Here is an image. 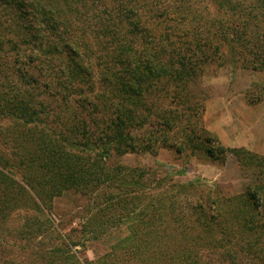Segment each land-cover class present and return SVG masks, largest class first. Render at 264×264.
<instances>
[{
	"label": "trees",
	"instance_id": "obj_1",
	"mask_svg": "<svg viewBox=\"0 0 264 264\" xmlns=\"http://www.w3.org/2000/svg\"><path fill=\"white\" fill-rule=\"evenodd\" d=\"M217 5L236 10L231 0H218ZM170 6L168 0H0V67L4 62L9 65L30 90L11 91V98L0 93V111L25 127L33 126L20 137L31 134L36 143L32 157L39 159V153L46 157L41 168L44 183L35 175L31 185L48 187L36 190L45 207L65 194L101 199V206L96 205V213L84 223L87 234H78V241L55 234L44 254L34 252L33 264L264 260V157L243 148H225L191 121L199 119L195 115L207 98L201 83L203 67L213 63L247 67V60H240L246 55L256 61V70L264 71V34L254 35L250 15L242 18L243 28L232 21L223 26L221 18H195L182 6L173 11ZM170 17L176 20L173 33L156 34L158 25ZM151 20L153 27L148 25ZM64 34L70 35L68 41ZM235 39L242 44L236 46ZM39 62L50 68L44 94L59 109L62 105L61 116L55 106L48 109L33 94L41 84L27 68L37 70ZM44 115L54 116L59 131L37 132L38 124H47ZM156 146L200 153L220 165L229 153L242 172L257 174L258 182L231 198L203 178L175 183V189L164 192L143 183L146 171L109 164L112 157L129 153L154 154ZM166 177L174 181L170 173ZM11 186L0 172V216L7 217L25 191L16 185L10 192ZM201 190L203 196H193ZM10 194L12 203L7 202ZM31 201L33 210L41 213ZM121 225L129 234L93 262H81L73 249L83 251V242L99 241L110 235L105 230ZM29 229L24 224L20 232L26 234L16 235L34 241L43 230L37 223Z\"/></svg>",
	"mask_w": 264,
	"mask_h": 264
},
{
	"label": "rangeland",
	"instance_id": "obj_2",
	"mask_svg": "<svg viewBox=\"0 0 264 264\" xmlns=\"http://www.w3.org/2000/svg\"><path fill=\"white\" fill-rule=\"evenodd\" d=\"M147 1L142 0V2ZM168 2L170 5L172 4L170 6L171 11L182 6L195 18H221L223 26L228 23L232 24V22L233 25L235 22H240L239 25L243 28L245 21L242 18L250 15V26H253L254 35L262 36L264 34V0H231L232 7L236 8L235 11L231 12L225 8H219L218 0H168ZM143 13L146 16L149 15L146 10H143ZM238 13L241 14V18L237 17ZM171 19L172 17L158 25L155 33L160 34L164 31L165 33H173L176 20ZM148 25L153 27L154 20L148 22ZM63 36L68 41L70 35L64 34ZM171 41L175 42L173 36ZM233 43L237 44L236 46L242 44L241 40L237 39ZM237 49L239 50V48ZM241 56H243L240 59L242 63H244L243 59L247 60V67L241 68L228 63L222 67H219L217 63L203 67L201 83L207 98L202 110H199L197 114L195 113L199 119L196 118L191 121L195 126L200 124L206 132L216 137L225 148H243L264 157V71H258L253 67L257 63L252 60V56ZM56 65L58 64L56 63ZM27 67L28 65L25 68ZM35 67L37 70L27 68L36 77L38 84H41L38 88L33 89V94H38V101L41 99L42 104L48 109L55 106L57 108L56 114L61 116L62 105L59 109L57 103H50L47 94H44L45 89L43 87L44 83L49 82L50 68L43 65L42 62L35 64ZM40 73L43 75L39 76ZM11 81L13 82L12 87H9ZM11 91H20V93L25 91L27 93L30 90L29 86H26L25 82L21 81L19 76L12 72L11 67L4 62L3 66L0 67V93L6 92V96L11 98ZM194 93L197 94L196 91ZM191 114L193 115V113ZM5 115L4 111H0V172L11 182L12 186L18 185L25 191L21 193L23 196L19 198L20 200L16 202L7 217L3 214L0 216V238H3L0 241V264L13 261L11 264H33L34 252L44 254V250L55 242V234H64L71 241H78V234H87L83 229L84 223L92 213H96L98 205L101 206V199L99 198L94 202L85 197L79 198L65 194L55 198L51 207L42 205L41 202L43 204L46 202L38 196L36 190L42 192L48 187L39 185L37 186L38 189H35L31 183L34 184L35 175H40V182L41 184L44 183L41 177V168L45 165V153H39V159L32 157L35 153L36 143H33L31 134L24 135V137H20V134H27L28 129L33 128V126L25 127L19 120ZM43 119L46 120L47 124H38L37 132L48 128L59 131L60 124L57 123L54 116L49 115L47 118L44 115ZM154 151V154L150 152L129 153L121 158L112 157L109 164L146 171L147 175L144 177L143 183L150 186L155 184L159 188L158 190L162 189L164 192L175 189V183L183 184L196 178H203L216 183L222 196L231 198L243 194L248 185L258 182L259 179L258 175L253 172H242L235 158L229 153L226 155L225 163L220 165L200 153H192L189 150L177 153L174 150L156 146ZM181 171H185V174L179 175ZM169 173L174 178L173 182L170 180L171 177L170 179L166 177ZM12 186L8 188L10 192ZM201 191H194L193 196H203L205 190ZM14 198L17 199L18 197L14 195ZM12 199V194H10L7 202ZM31 199L41 208V213H36L33 210L35 205L33 206ZM50 220L53 222L52 226H49ZM36 223L39 228H43L38 235L45 234V236L36 235L34 236L36 240L26 242L16 235L26 234L20 232L24 224H27L31 229V225ZM105 231V234L110 235L99 237L101 238L99 241L88 240L83 242L85 250L73 249L78 251L81 262L83 259L93 262L110 251V248L118 240L129 234L128 227L125 225ZM147 234L149 233L147 232ZM258 246L263 247L261 244ZM36 257L38 258V254ZM208 263L220 264L221 262ZM239 264L246 263L240 262ZM254 264H264V260H257Z\"/></svg>",
	"mask_w": 264,
	"mask_h": 264
}]
</instances>
